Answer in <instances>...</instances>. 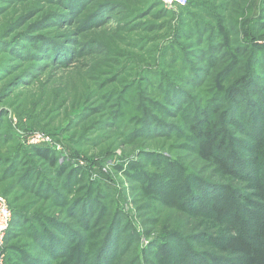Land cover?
<instances>
[{"label":"rangeland","instance_id":"1","mask_svg":"<svg viewBox=\"0 0 264 264\" xmlns=\"http://www.w3.org/2000/svg\"><path fill=\"white\" fill-rule=\"evenodd\" d=\"M259 182L264 0H0L5 264H239Z\"/></svg>","mask_w":264,"mask_h":264},{"label":"trees","instance_id":"2","mask_svg":"<svg viewBox=\"0 0 264 264\" xmlns=\"http://www.w3.org/2000/svg\"><path fill=\"white\" fill-rule=\"evenodd\" d=\"M235 94V92H232V99L237 102ZM191 130L198 141L196 148L198 156L204 161H215L218 169L223 174L236 176V172L230 170L222 158L218 156L221 146L219 145L217 136L209 132L207 126L199 128L196 125L195 127H191ZM41 154L44 158L51 160L48 152L43 151ZM254 187L264 210V186L259 182ZM213 211L217 217L224 213V210H219L215 205L213 206ZM221 251L228 257L239 261V264H264V213L258 217V221L251 233L238 232L227 237L221 247Z\"/></svg>","mask_w":264,"mask_h":264},{"label":"built area","instance_id":"3","mask_svg":"<svg viewBox=\"0 0 264 264\" xmlns=\"http://www.w3.org/2000/svg\"><path fill=\"white\" fill-rule=\"evenodd\" d=\"M165 2L180 4L184 3V0H165ZM10 216L11 213L6 202L2 198H0V246L2 244L3 233L8 226ZM4 259V254L0 253V264H5Z\"/></svg>","mask_w":264,"mask_h":264}]
</instances>
